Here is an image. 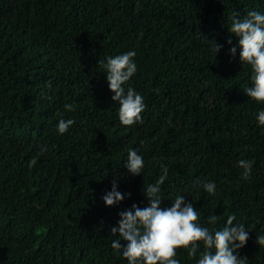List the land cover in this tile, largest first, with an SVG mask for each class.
I'll return each instance as SVG.
<instances>
[{"label":"trees","instance_id":"1","mask_svg":"<svg viewBox=\"0 0 264 264\" xmlns=\"http://www.w3.org/2000/svg\"><path fill=\"white\" fill-rule=\"evenodd\" d=\"M250 8L264 11V0H0V264H126L110 227L133 202L147 204L143 189L161 164L162 207L183 194L201 223L218 215L217 227L234 213L249 231L237 251L245 264H264L255 242L264 232V125L254 118L264 105L243 93L250 68L226 42L238 39L230 16ZM209 39L222 45L216 54ZM129 48L137 71L124 86L146 106L141 122L123 125L98 60ZM61 117L74 121L62 134ZM129 147L143 156L141 174L124 167ZM241 158L253 161L247 179ZM113 179L131 195L105 205ZM197 180L215 181L216 193ZM176 258L194 259L180 249Z\"/></svg>","mask_w":264,"mask_h":264},{"label":"clouds","instance_id":"2","mask_svg":"<svg viewBox=\"0 0 264 264\" xmlns=\"http://www.w3.org/2000/svg\"><path fill=\"white\" fill-rule=\"evenodd\" d=\"M227 30L238 37L235 44L231 37L226 41L230 47L228 52L236 55L239 63L250 68V84L244 85L242 91L248 98L264 105V11L250 8L243 15L239 12L230 16ZM208 39V38H207ZM211 40V39H209ZM210 49L215 54L222 45L211 40ZM136 50L107 55L99 59L106 74L108 88L112 92L111 99L118 102L116 109L121 124L132 125L142 120L141 113L145 109L144 96L124 82L136 73L137 64L134 59ZM65 110H72L73 104L66 102ZM254 118L258 125H264V107L255 110ZM74 123L71 118H59L55 127L58 133L66 132ZM144 141L141 140L140 144ZM47 150L46 145L39 146V152ZM36 157L29 159L28 167H32ZM253 161L238 159L235 164L242 170L240 175L247 179L252 171ZM143 156L136 147H129L124 167L132 174H141L144 168ZM161 172L153 182L147 183L143 193L147 204L137 206L135 202L129 208L118 212L119 219L110 227V232L117 238L111 240V246L117 254L126 258V264H181L176 258L177 250H183L188 257L194 258L192 264H245L246 257L237 251L246 243L249 231L243 223H233L234 213H229L223 226L217 227L218 215L210 212L201 223L200 213L193 203L186 200L185 195L176 194L170 199L169 206L162 207L161 185L168 175L167 165H160ZM197 184L207 194L216 193V182L213 180H197ZM131 193H122L115 179L101 199L105 205H113ZM126 241L121 243L120 241ZM255 242L264 245V232H257Z\"/></svg>","mask_w":264,"mask_h":264}]
</instances>
